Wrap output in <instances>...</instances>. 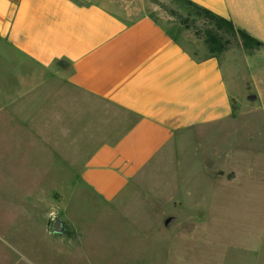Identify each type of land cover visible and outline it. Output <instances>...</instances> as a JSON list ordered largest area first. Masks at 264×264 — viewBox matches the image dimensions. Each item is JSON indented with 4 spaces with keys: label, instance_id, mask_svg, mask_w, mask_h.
<instances>
[{
    "label": "crops",
    "instance_id": "crops-1",
    "mask_svg": "<svg viewBox=\"0 0 264 264\" xmlns=\"http://www.w3.org/2000/svg\"><path fill=\"white\" fill-rule=\"evenodd\" d=\"M104 1L0 0V114L21 124L31 122L32 130L44 137L40 127L51 130L44 152L59 183L82 184L93 196L113 202L135 184L173 175L181 229L197 225L202 213L214 232L221 220L216 211L223 209L221 218L226 217L231 190L246 178L264 183V176H258L264 161L247 159L257 134L247 128L251 118L232 93L224 69L226 61L238 84L250 89V102L264 100V66L253 67L264 58V47L250 50L238 42L214 55L205 40L168 15L164 0ZM170 2L210 10L264 44V0ZM65 87L94 99L72 98L64 94ZM96 101L133 115L135 121L115 141L78 155L74 164L71 154L78 149L70 141L60 142L71 136V128L83 123L84 129L101 130L104 121H114ZM213 135L218 140L209 145ZM197 139L207 144L194 146ZM56 161L61 170L55 169ZM66 168L74 170L71 178L63 177ZM188 196L211 198L205 208L182 218L179 212L186 210ZM250 216H243L250 232L240 246L260 249L261 222ZM75 246L62 242L63 254L73 255ZM244 263L261 264L262 258Z\"/></svg>",
    "mask_w": 264,
    "mask_h": 264
},
{
    "label": "rangeland",
    "instance_id": "rangeland-1",
    "mask_svg": "<svg viewBox=\"0 0 264 264\" xmlns=\"http://www.w3.org/2000/svg\"><path fill=\"white\" fill-rule=\"evenodd\" d=\"M164 1L168 2V15L172 13L182 29H188L196 38L205 40L206 32L213 30L228 44L241 42L236 35L216 30L211 19L187 2ZM168 28L181 37L175 27ZM261 66L264 58L253 65L255 70ZM229 67L224 61L231 91L251 118L247 128L257 134L253 155L247 159L264 161L260 155L264 151V100L250 102V89L242 82L238 84ZM63 92L72 98L94 99L74 87H65ZM100 103L108 116L113 114V123L107 125L104 121L101 130L84 129L83 123H77L71 128V136L60 141H70L78 149L71 154L76 156L74 164L78 155L87 156L97 144L115 141L135 121L133 115ZM53 124L59 126V122ZM47 129H39L44 137L32 130L31 122L21 124L0 114V264H86L88 260L87 264H98L97 259H102V264H245L255 257H261L264 264V183H251L246 178V182L231 190L226 197H230L229 210L224 209L226 217L221 218L223 209L216 211L221 220H215L218 226L214 232L202 213L197 225L186 231L176 217L179 202L173 175L167 179L158 176L151 184H135L116 201L106 202L82 184H63L52 178V161L44 152L46 141L53 138ZM205 139L195 140L194 146L206 145ZM209 139L211 145L218 137L213 135ZM55 164V169L61 170L60 161ZM73 171L66 168L63 177L71 178ZM258 176H264L263 169H259ZM208 197L211 198L188 196L186 210L179 212L181 217H189L196 208H205ZM254 214L256 223L261 222V248L244 249L240 239L248 238L250 231L242 224L243 216L249 219ZM57 216L67 224L64 235H52L49 231ZM67 241L76 243L75 249L70 250L73 255H66L67 250L62 248V242Z\"/></svg>",
    "mask_w": 264,
    "mask_h": 264
},
{
    "label": "trees",
    "instance_id": "trees-1",
    "mask_svg": "<svg viewBox=\"0 0 264 264\" xmlns=\"http://www.w3.org/2000/svg\"><path fill=\"white\" fill-rule=\"evenodd\" d=\"M187 3L190 6H193L194 8L198 9L201 13L205 14L206 17L211 19L216 24V30L225 31L228 34L238 36L241 40L242 45L246 49L253 50L258 49L260 47H264L263 43L252 37L247 32L236 29L231 21L211 12L210 10L194 5L191 2ZM205 44L207 45L210 52L214 55L222 53L228 46V42L225 41L223 37L218 35V33L213 30H209L208 32H206Z\"/></svg>",
    "mask_w": 264,
    "mask_h": 264
},
{
    "label": "water",
    "instance_id": "water-1",
    "mask_svg": "<svg viewBox=\"0 0 264 264\" xmlns=\"http://www.w3.org/2000/svg\"><path fill=\"white\" fill-rule=\"evenodd\" d=\"M50 231L53 235H63L67 231V224L61 217L57 216L53 219Z\"/></svg>",
    "mask_w": 264,
    "mask_h": 264
}]
</instances>
